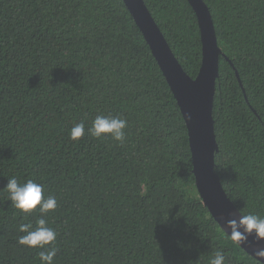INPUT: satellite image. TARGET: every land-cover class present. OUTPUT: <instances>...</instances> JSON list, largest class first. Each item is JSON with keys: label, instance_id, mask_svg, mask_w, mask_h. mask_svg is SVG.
Segmentation results:
<instances>
[{"label": "trees", "instance_id": "16d2710c", "mask_svg": "<svg viewBox=\"0 0 264 264\" xmlns=\"http://www.w3.org/2000/svg\"><path fill=\"white\" fill-rule=\"evenodd\" d=\"M143 1L195 78L191 6ZM202 1L228 59L213 97L214 170L242 214L264 217V0ZM108 114L128 121L123 145L87 134ZM13 176L56 197L45 217L58 233L53 264H210L218 250L224 264H260L199 198L180 109L122 0H0V264H41V249L17 243L39 213L11 205Z\"/></svg>", "mask_w": 264, "mask_h": 264}, {"label": "water", "instance_id": "95a60500", "mask_svg": "<svg viewBox=\"0 0 264 264\" xmlns=\"http://www.w3.org/2000/svg\"><path fill=\"white\" fill-rule=\"evenodd\" d=\"M122 1L146 41L180 109L187 128L197 194L211 217L228 236L230 230L226 227L227 221L238 220L242 213L227 197L214 170L217 144L212 117L213 97L219 56L228 59L218 47L210 12L202 0H186L195 13L201 42L200 67L195 78H191L175 58L144 1ZM239 247L259 261L261 258L255 256V251L258 247H264V241H255L253 234L248 237L247 244Z\"/></svg>", "mask_w": 264, "mask_h": 264}, {"label": "clouds", "instance_id": "9594fccd", "mask_svg": "<svg viewBox=\"0 0 264 264\" xmlns=\"http://www.w3.org/2000/svg\"><path fill=\"white\" fill-rule=\"evenodd\" d=\"M128 121L119 115H97L92 121L91 127L87 129V134L96 139L110 138L123 145L127 141L126 129ZM86 134L85 123L81 121L75 124L70 130V138L78 141ZM44 185L33 180L20 183L13 176L7 180L5 191L11 205L24 214H31L38 211L39 217L35 221V227L31 222L19 225V232L24 233L18 238L17 243L21 246L41 249L38 256L41 264H53L58 248L56 239L58 233L48 225L46 216L54 212L58 206L55 196H44ZM226 227L230 230L229 238L238 246L248 243V237L254 234L255 241H264V217L248 213L240 214L238 220L227 221ZM255 256L261 259L260 264H264V247H258ZM225 254L222 250L215 252L210 264H224Z\"/></svg>", "mask_w": 264, "mask_h": 264}]
</instances>
